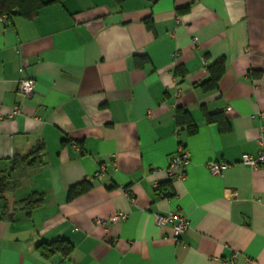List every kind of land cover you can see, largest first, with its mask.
Segmentation results:
<instances>
[{"label":"crops","instance_id":"obj_1","mask_svg":"<svg viewBox=\"0 0 264 264\" xmlns=\"http://www.w3.org/2000/svg\"><path fill=\"white\" fill-rule=\"evenodd\" d=\"M2 16L0 172L45 149L7 209L0 198V264H264V167L241 161L264 138V0H62ZM23 78L36 80L30 97ZM181 142L190 162L172 180ZM214 160L230 166L213 174ZM32 191L46 199L28 213L16 202ZM170 211L190 220L179 236L157 223ZM118 212L127 218L110 222ZM59 238L68 254L41 251Z\"/></svg>","mask_w":264,"mask_h":264},{"label":"trees","instance_id":"obj_2","mask_svg":"<svg viewBox=\"0 0 264 264\" xmlns=\"http://www.w3.org/2000/svg\"><path fill=\"white\" fill-rule=\"evenodd\" d=\"M60 1L62 0H0V16L3 14H7L8 16L18 14L31 19L43 6ZM116 1L121 3L124 0ZM224 69V59H219L212 66H210V77L204 82V89L211 90L216 88L218 81L224 73ZM205 114L206 119L209 122L218 121L222 128H228V120L222 112L211 113L206 109ZM176 120L179 126L186 125L190 133L194 132L197 128L191 113L185 108L179 107L177 109ZM44 149L43 144H38L27 153L17 154L13 157L10 167L0 172V198L5 200V209L8 208L6 194L18 191L23 185L24 180L29 176L30 171L42 167ZM90 188L91 185L88 182H83L78 186H73L68 191V199H74L78 195L88 191ZM45 199L46 193L32 191L25 198L16 202V206H21L22 209L30 213L33 209L42 206L45 203ZM39 247L46 255L55 248L61 249L64 251V254H68L71 249V245L64 238H59L53 242L40 243Z\"/></svg>","mask_w":264,"mask_h":264},{"label":"built area","instance_id":"obj_3","mask_svg":"<svg viewBox=\"0 0 264 264\" xmlns=\"http://www.w3.org/2000/svg\"><path fill=\"white\" fill-rule=\"evenodd\" d=\"M7 17V14L2 16ZM36 80L34 78H23L18 81V91L28 97L32 96L35 90ZM262 149L258 154H245L242 158V163L251 166L252 168L264 167V138L261 139ZM190 162V153L183 143L175 154L172 156L170 163L166 169L169 179H183L186 174V167ZM230 166L224 161H211L208 164L210 171L213 174L220 175ZM102 170L104 167L102 166ZM164 196V193H162ZM126 212H118L109 218L110 222H119L127 218ZM157 223L160 226L173 224L176 235L179 236L190 228V220L178 211H170L167 214L156 215Z\"/></svg>","mask_w":264,"mask_h":264}]
</instances>
